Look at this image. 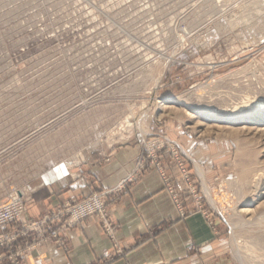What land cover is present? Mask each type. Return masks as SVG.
Returning <instances> with one entry per match:
<instances>
[{
    "label": "rangeland",
    "instance_id": "1",
    "mask_svg": "<svg viewBox=\"0 0 264 264\" xmlns=\"http://www.w3.org/2000/svg\"><path fill=\"white\" fill-rule=\"evenodd\" d=\"M250 102L264 104V0H0V205L26 209L7 227L21 263L47 242L68 251L64 233L91 217L114 250L102 264L124 258L109 203L154 173L180 221L201 215L218 241L175 264H264V106L238 110ZM134 144L143 153L115 189L28 218L38 191ZM105 193V220H56Z\"/></svg>",
    "mask_w": 264,
    "mask_h": 264
},
{
    "label": "crops",
    "instance_id": "2",
    "mask_svg": "<svg viewBox=\"0 0 264 264\" xmlns=\"http://www.w3.org/2000/svg\"><path fill=\"white\" fill-rule=\"evenodd\" d=\"M182 142L199 159L198 150L194 149L198 143L186 135ZM142 153L139 144L118 147L109 154L110 160L104 164L92 163L93 167L81 178L58 188L38 191L34 204L29 207L28 218L37 221L49 209H55L67 200H82L92 193L115 189L132 173ZM109 210L118 228L119 245L125 250V257L113 264H175L196 259L198 254L212 256L215 252L217 238L203 217L195 214L180 221L154 173L135 181L118 196L116 202L109 203ZM155 230L160 233L153 237L150 232ZM64 237L68 251L47 242L29 249L24 256L25 264H102L114 253L95 217L66 231ZM0 264L6 263L0 261Z\"/></svg>",
    "mask_w": 264,
    "mask_h": 264
},
{
    "label": "built area",
    "instance_id": "3",
    "mask_svg": "<svg viewBox=\"0 0 264 264\" xmlns=\"http://www.w3.org/2000/svg\"><path fill=\"white\" fill-rule=\"evenodd\" d=\"M108 193L102 195H92L88 199L81 201L80 203L74 204L67 203L64 205L62 212H58L56 220L63 218L65 219L64 227H71L78 222L91 217L98 215L102 220L106 219V197ZM25 207L21 200L13 198L7 204L0 205V254L2 251H6L9 255L8 263L9 264H22L21 263V253L16 248L17 241L21 238L22 235L16 230L7 231V227L22 219L25 213ZM50 221L49 218H46L43 223ZM42 225V224H41ZM40 224H34L33 227H39ZM42 227V226H41ZM107 232L112 235V227H107ZM7 258V256H1L0 259Z\"/></svg>",
    "mask_w": 264,
    "mask_h": 264
},
{
    "label": "bare ground",
    "instance_id": "4",
    "mask_svg": "<svg viewBox=\"0 0 264 264\" xmlns=\"http://www.w3.org/2000/svg\"><path fill=\"white\" fill-rule=\"evenodd\" d=\"M261 103H263V102H261ZM258 106H261L262 108H263V106H264V104H258L257 102L255 103V102H250V104H244V106H240V107H238V110H244V109H246V110H248V109H254L255 107H258ZM233 108V107H232ZM225 111H232V109L230 110V109H226V110H222V111H219V110H211V109H207V107H205V112H207V113H219V112H225ZM209 194H210V192H209ZM210 196V195H209ZM209 198V197H208ZM212 198V197H211ZM211 200H213V199H210V201ZM215 201V200H214ZM217 204V203H216ZM213 205H215L214 203H213ZM216 208V207H215ZM218 208V207H217Z\"/></svg>",
    "mask_w": 264,
    "mask_h": 264
}]
</instances>
